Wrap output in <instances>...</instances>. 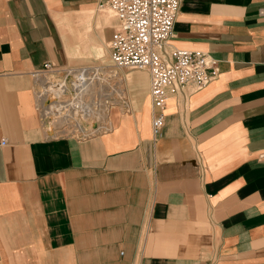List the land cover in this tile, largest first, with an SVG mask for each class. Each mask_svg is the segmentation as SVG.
<instances>
[{
    "label": "crops",
    "instance_id": "1",
    "mask_svg": "<svg viewBox=\"0 0 264 264\" xmlns=\"http://www.w3.org/2000/svg\"><path fill=\"white\" fill-rule=\"evenodd\" d=\"M103 1L0 0V264H264V0H180L167 46L218 74L167 91L159 137L149 74L126 70L110 131L53 138L31 73L94 64Z\"/></svg>",
    "mask_w": 264,
    "mask_h": 264
},
{
    "label": "built area",
    "instance_id": "2",
    "mask_svg": "<svg viewBox=\"0 0 264 264\" xmlns=\"http://www.w3.org/2000/svg\"><path fill=\"white\" fill-rule=\"evenodd\" d=\"M180 0H104L117 19L108 42L109 63L57 65L46 61L31 74L34 107L53 138L87 139L111 130L114 109L129 111L123 72L149 74L151 132L161 135L167 91L200 90L218 74L216 62L201 51L169 48ZM4 143V141H2ZM264 159V152L259 155Z\"/></svg>",
    "mask_w": 264,
    "mask_h": 264
},
{
    "label": "bare ground",
    "instance_id": "3",
    "mask_svg": "<svg viewBox=\"0 0 264 264\" xmlns=\"http://www.w3.org/2000/svg\"><path fill=\"white\" fill-rule=\"evenodd\" d=\"M106 14L109 16H112V12L110 10H106ZM107 48L108 47L106 45H103V44L96 46L94 48L96 59H100V58L105 57L106 52H107Z\"/></svg>",
    "mask_w": 264,
    "mask_h": 264
},
{
    "label": "rangeland",
    "instance_id": "4",
    "mask_svg": "<svg viewBox=\"0 0 264 264\" xmlns=\"http://www.w3.org/2000/svg\"><path fill=\"white\" fill-rule=\"evenodd\" d=\"M105 10H110V8L106 6ZM110 11H111V10H110ZM111 12H112V11H111ZM112 16H113V12H112ZM113 17H114V16H113ZM106 46H107V42H106ZM91 56H92V55H91ZM92 57H93V56H92ZM98 61H99V62H106V63H109V51H108V48H107V52H106L105 57L100 58V59H96V60H94L93 62H90V63H98ZM114 110H115V111H118L117 108L114 109ZM114 110H113V111H114ZM111 118H112V115L110 116V120H111Z\"/></svg>",
    "mask_w": 264,
    "mask_h": 264
}]
</instances>
